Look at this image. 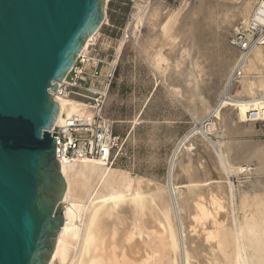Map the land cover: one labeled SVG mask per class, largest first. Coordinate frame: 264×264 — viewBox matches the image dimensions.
<instances>
[{"label": "bare ground", "instance_id": "bare-ground-1", "mask_svg": "<svg viewBox=\"0 0 264 264\" xmlns=\"http://www.w3.org/2000/svg\"><path fill=\"white\" fill-rule=\"evenodd\" d=\"M222 2L225 3L226 0L220 3ZM205 3L206 1L203 4ZM252 4L250 0H243L240 7L231 6L226 11L223 10V5L220 18H227L228 22L231 18L238 17L244 20ZM212 9L207 12L211 13ZM148 13V10H143L139 5L134 6L129 33L135 38L138 28L145 21L157 29L158 35L147 39L141 46V53L155 74L164 72V65L172 67L171 71L174 73L180 70L184 55L182 51L181 55H177L179 51L176 49L183 37L178 29L181 27H178L180 10L165 12L163 18L158 14L148 16ZM214 18L216 19L213 20ZM214 18L208 19L213 22L210 23L214 26L211 27L212 32L217 37L213 38L212 47L215 44L221 45V42L217 44L220 36L217 34L220 29L217 22L220 18L217 15ZM254 18L261 24L264 23V3L260 5ZM243 25L246 27L245 22ZM97 34L98 32L88 40L81 53ZM193 41L192 39V43ZM259 41L260 44L253 47L247 55L236 53L231 47L226 54H222L224 57L219 55L218 66L213 64L218 67L213 68L216 70L212 76L213 83L207 79L210 84L204 82L207 86L205 91L201 74L205 68L203 63H209L211 57L208 58V54L211 50L208 54L207 48L204 51L198 50L194 56L190 55V51H185L189 63L187 69L185 68L184 85L187 91L178 87V83H182L180 81L173 82L178 85L168 86L175 97L180 96L183 99L186 109L193 115L194 127L183 136L172 153L166 187H159L136 176L132 178L128 173L97 160L76 158L73 161H61V172L67 185L64 225L49 264H264V144L257 145V152L251 151L259 164L254 171L256 178L249 182L253 193L245 197L237 194V190L235 191V187L228 180L230 175L240 174V164H233L235 160H232L233 157L229 158L232 146L213 143L207 138V133L216 126L213 123L208 124L205 130L201 127L203 119L211 116L218 119L222 133L226 131L251 136L260 133L256 124L264 120V76L260 75L256 80L247 77L251 71L257 70L256 64L264 59V37ZM217 49L219 48L216 47ZM164 51H167V56ZM182 61L184 64L185 60ZM223 61L227 64L224 62V65ZM237 70L241 71L239 78L235 77ZM235 80L238 81V88L230 93ZM54 98L60 107L56 122L59 125L64 114L76 113L78 104L57 94ZM252 111L258 116L255 121L249 120ZM195 133L203 138V146L189 149L188 147L194 145L190 137ZM201 159L204 162L201 161L198 165ZM241 159L244 160L243 157ZM208 160L219 176L215 173L217 178L214 184H208L206 180ZM204 176L207 178L204 179Z\"/></svg>", "mask_w": 264, "mask_h": 264}, {"label": "water", "instance_id": "water-1", "mask_svg": "<svg viewBox=\"0 0 264 264\" xmlns=\"http://www.w3.org/2000/svg\"><path fill=\"white\" fill-rule=\"evenodd\" d=\"M106 0H0V264H49L64 225L52 93L105 20Z\"/></svg>", "mask_w": 264, "mask_h": 264}, {"label": "rangeland", "instance_id": "rangeland-1", "mask_svg": "<svg viewBox=\"0 0 264 264\" xmlns=\"http://www.w3.org/2000/svg\"><path fill=\"white\" fill-rule=\"evenodd\" d=\"M204 1H206L205 4H203ZM215 1L219 2L220 0H208V2L207 0L107 1L105 8L106 21L104 20L103 25L98 31L95 49L104 61L108 63L113 62L116 64V71L106 101L105 115L110 121L114 123V134L120 138L121 145L119 150H117V156L115 157L113 163L109 165V167L126 172L132 178H135L134 176H136V178H142L146 181H149L150 183L157 184L159 187H166L168 164L171 159L172 153L175 147L178 145V142L183 138V136L189 133L193 129L192 127H194L193 115H191L190 112L186 109L183 103V99L180 96L179 97L181 99H179V97H175V95H173L174 93L171 92L172 90L169 89L170 86H168L179 84L178 87H180L183 91H187L184 83L186 77L185 72L187 69L186 66L188 67L189 63L188 55L185 56V51H190V55L194 56L197 54L196 51L198 50L202 49V51H204L207 48V54L211 50L208 54V58L211 57L208 60L209 63H203V67L207 68H204V71L201 74V80L203 81L202 83L204 85L203 90L205 91L207 88L206 83L207 85L213 83L214 77L212 76L213 73L216 72L215 69H218V67L216 66H218V63L220 62H217L220 59L219 55L221 57H224L223 55L226 54L225 52H227L228 48L230 47L237 51L236 53L239 52L236 47L232 44L233 37L240 31H245L246 33L249 31L251 32L250 22L254 19V16L260 7V0H250L253 4L244 20L242 17H238V20L231 18L228 22L227 20L229 19L226 18V20L224 17L222 19L220 18V16H222L223 14V10L225 9L224 11H226L228 8L230 9L231 6L235 8L240 7L243 0H228V2L226 0V6L224 2H222L224 4L220 3L223 0L219 2L220 4L218 2L216 3ZM229 3L230 5H228ZM217 4L220 6H217ZM135 5H139L143 10H148V16L152 14H158L161 17H164L165 12H178L180 10V21L178 22V27H181H179L178 29L179 31L181 30V36L183 37L180 39V44L176 49L179 51H177V55H181V53H184L183 57H186L185 59H183V57L181 58L182 60H185V63L183 64V61L181 60L180 65H182L180 66V70L178 69L173 73V71H171L172 67H166L164 65V69H162V71L164 70V72H161L159 74H155L153 72L150 64L147 63L148 61L145 59L146 57L141 53V46L146 43L147 39H149L150 36L158 35L157 29L153 28L149 23H147V21H145L138 28L139 32L137 30L135 38L131 35V33H129V24H131V22L133 21L132 13L134 11ZM215 5L217 7L213 8ZM222 6L224 7L223 10ZM209 9H212L210 10L211 13L207 12ZM201 12L204 13L202 14ZM213 12L215 14H213ZM207 13L211 15H208ZM212 15L214 17L215 15H217V18H220L219 22H217V24L220 26L219 32L217 30V34L220 35L218 36L219 41L217 42V44L221 42V45L218 44L217 46L215 44L216 46L214 45V48L212 47V42L213 38H215L216 36H214L215 32H212L213 30L211 28H214V26L212 25L213 22L210 21L214 18L212 17ZM205 19L207 21L208 19L210 20L207 22ZM215 19L216 18H214L213 20ZM201 20L204 24H202ZM224 22L228 23V25ZM243 22H245L246 27H244ZM222 25H224L225 27L223 28ZM201 26H203V29ZM203 30L204 32H202ZM206 32H208V34H206ZM201 33L204 35L202 36ZM192 39L194 40L193 43ZM219 46H221V48ZM119 47L121 49L119 54H117ZM216 47L219 48L217 50L220 51L217 52ZM224 48L226 49L224 50ZM221 50H223V52H221ZM216 52L220 53L217 54ZM164 53V55H168L167 51H164ZM214 56L216 58L218 57L219 59L217 58L216 60ZM262 60V62L260 61L258 64H256V73L255 71H251L253 74L250 72L247 75L249 79L251 78V80H256V78L260 75L264 76V59ZM226 61H223V63L225 62L227 64ZM213 64H215L216 66ZM182 66L184 68L181 69ZM165 68L167 69V71H165ZM166 73L170 74L167 75ZM253 77H255V79H252ZM180 78L182 79L180 80ZM183 79L184 81H182ZM206 80L210 83H208ZM175 81H180L182 83L177 84L176 82V84H174ZM237 88L238 81L236 80L234 81L231 87L230 93H234ZM205 119H203L201 124L202 129L205 130V127L211 123L216 125L211 132L207 133V138L210 139L211 142L222 144L225 143L226 146L229 144V146H232L234 149L236 148V150L234 151V149L231 147V154L229 152L231 156L229 155V158L233 157L232 160H235L233 161V164H240V174L230 175L228 177L229 182H231L233 187H235L234 189L235 191L237 190V194L239 193L240 195L245 197L251 195L253 191L249 188V182L256 178V174H254V171L256 170L255 167L258 168L257 164H259L255 154L252 152L256 151V147H258V144H264V138L262 135L264 123L258 122L256 124L257 129L260 130V133L258 135L251 136L245 133H232L226 131V135H224L225 132L222 133L223 130H221L220 124H218V119L211 116L208 119ZM220 132L222 135L220 134ZM197 136L201 138V135L199 133L191 135L190 139H192L194 145L188 147L189 149L203 146L201 143L203 141V138L199 140L200 142L198 141L196 143V140L200 139ZM237 143L238 145H236ZM229 146L228 150L230 149ZM242 147H244V150ZM237 151L239 152L237 153ZM233 152L236 153V155ZM253 156H255L256 159ZM242 157L243 159L246 157L247 160L246 158L242 160ZM201 161L204 162V160L201 159L198 165L201 163ZM207 164H209L206 165V174L208 175V179H206L207 176H204V179L207 180V183L209 182L208 184H214L216 181L215 179L217 178L215 177L217 175V172H215L216 170L214 169V165L212 167L211 161H209ZM210 168L214 170V172ZM213 174L214 176H212ZM188 231H190V229Z\"/></svg>", "mask_w": 264, "mask_h": 264}, {"label": "built area", "instance_id": "built-area-1", "mask_svg": "<svg viewBox=\"0 0 264 264\" xmlns=\"http://www.w3.org/2000/svg\"><path fill=\"white\" fill-rule=\"evenodd\" d=\"M263 3L264 0H260V5ZM250 28V33L240 31L233 37V46L243 55L259 45V40L264 37V23L254 18ZM96 42L97 37L78 55L72 70L64 81L58 83L57 91L52 93L53 98L57 94L78 104L76 113L64 114L61 124L55 125L49 132L51 135L57 134L55 154L59 163L88 158L111 165L121 145L120 138L114 134V123L105 115L116 64L108 63L99 56L95 49ZM240 74L241 71L237 70L235 77L239 78ZM256 119L257 113L252 111L249 120ZM260 122L264 123V120ZM262 135L264 138V129Z\"/></svg>", "mask_w": 264, "mask_h": 264}, {"label": "crops", "instance_id": "crops-1", "mask_svg": "<svg viewBox=\"0 0 264 264\" xmlns=\"http://www.w3.org/2000/svg\"><path fill=\"white\" fill-rule=\"evenodd\" d=\"M98 35V34H97ZM120 48V47H119ZM121 49V48H120ZM120 49H118L119 51L117 52V54H119V52H120Z\"/></svg>", "mask_w": 264, "mask_h": 264}]
</instances>
